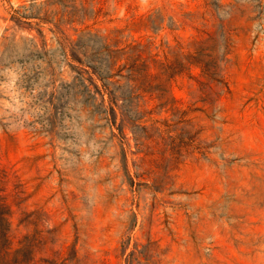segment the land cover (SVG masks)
Returning a JSON list of instances; mask_svg holds the SVG:
<instances>
[{
  "label": "rangeland",
  "instance_id": "374dc122",
  "mask_svg": "<svg viewBox=\"0 0 264 264\" xmlns=\"http://www.w3.org/2000/svg\"><path fill=\"white\" fill-rule=\"evenodd\" d=\"M0 176L37 259L264 264V0H0Z\"/></svg>",
  "mask_w": 264,
  "mask_h": 264
},
{
  "label": "trees",
  "instance_id": "16d2710c",
  "mask_svg": "<svg viewBox=\"0 0 264 264\" xmlns=\"http://www.w3.org/2000/svg\"><path fill=\"white\" fill-rule=\"evenodd\" d=\"M111 53L113 55L126 54L124 48L120 51ZM120 60V58L117 59L115 65H117ZM89 68L95 71L94 67ZM119 68V71H121V69L124 67L120 66ZM136 69L137 66L134 62V64H132L131 66L132 78H134L137 73ZM103 87L104 90H107L105 84H103ZM100 93L104 95V92L102 90L100 91ZM111 110L113 114H116L114 106H112ZM0 181H2L1 176ZM2 192L3 190L0 189V264H64V262H59L61 259V257H59V254H55L56 258L51 260L43 258L37 259V245H34L36 243V240H31L30 236H26L16 243L12 230L11 206L8 204V197L1 195ZM38 244H40V242H38Z\"/></svg>",
  "mask_w": 264,
  "mask_h": 264
}]
</instances>
